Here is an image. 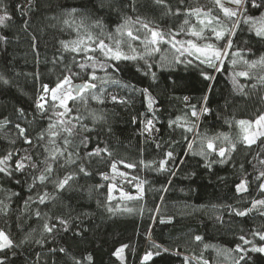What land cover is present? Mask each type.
<instances>
[{
	"label": "trees",
	"instance_id": "1",
	"mask_svg": "<svg viewBox=\"0 0 264 264\" xmlns=\"http://www.w3.org/2000/svg\"><path fill=\"white\" fill-rule=\"evenodd\" d=\"M17 5L24 6L26 14ZM195 8L211 9V15L219 16L226 29L234 23L224 17L214 0H31L30 4L29 0H0V9L11 17L0 25V36L6 37L0 40V157L15 153L8 161L13 174L0 173V230L18 245L0 253L7 256V264H73V257L87 255L94 264H142L145 253L157 251L159 255L153 254L143 264H185L186 259L188 264H203L204 260L233 264L240 255L234 251L238 244L247 249L264 245L259 236L252 235L264 231V216L260 215L264 207L257 206L243 217L235 214L251 208L253 200L264 199L259 188L264 178L257 180L264 171L260 163L264 137L247 146L243 140L246 126L238 123L254 122L264 115V64L250 66L264 56V39L255 35L264 28V7L248 4L247 15L254 19L244 22L239 18L230 48L226 47L228 33L216 40L210 31L217 26L215 20L204 28L200 24L204 16L186 11ZM126 21L122 32L117 31ZM145 23L169 41L149 45L159 50L147 54L142 41L151 34L143 27ZM182 27L184 31H180ZM201 28L203 38L191 35L190 29ZM128 31L140 40L130 41ZM177 32L173 40L172 34ZM80 38L79 51H72ZM101 40L111 47H117L119 41L122 58L105 56L98 48L90 51ZM188 40L222 50L220 61L214 60L209 67L201 62L205 57L197 59L195 52L181 55L177 49L188 47ZM69 69L78 73L72 82L85 83L94 73L97 79L90 82L97 87L85 90L82 98L69 100L66 106L71 111L58 116L64 108L43 86L54 88ZM241 72L248 75H238ZM39 94H43L44 112L36 106ZM193 106L197 116L192 115ZM61 120L76 124L77 134L60 131ZM17 124L27 129L32 144L24 143ZM49 124L56 126V137L51 136ZM81 124L87 131H80ZM84 136L89 138L86 147L81 143ZM224 137L236 147L220 157V147L231 148ZM65 138L70 146L65 145ZM213 138L217 151L209 152L207 141ZM46 146L68 148L57 161L49 160L52 180L72 175L64 189L36 179L49 155ZM98 148L107 151L88 155ZM167 152L173 156L166 157ZM69 153H74L71 159L75 163L67 162ZM26 154L33 157L38 169L15 171V161ZM161 159L166 160V171L158 170ZM125 164L136 166L127 168ZM81 166L87 175L80 172ZM242 180L248 191L237 193L236 185ZM111 183H119L125 194L139 198L127 200L117 195L109 199ZM137 184L143 188L142 196ZM45 192L49 198L41 204L38 197ZM58 218L67 221V230ZM45 223L56 227L47 233ZM29 233L30 239L20 244ZM241 235L252 243L244 245ZM196 236L202 240L196 241ZM123 245L128 247L121 259L113 253ZM60 248L66 252H59ZM242 264H264V253L248 251Z\"/></svg>",
	"mask_w": 264,
	"mask_h": 264
},
{
	"label": "snow or ice",
	"instance_id": "2",
	"mask_svg": "<svg viewBox=\"0 0 264 264\" xmlns=\"http://www.w3.org/2000/svg\"><path fill=\"white\" fill-rule=\"evenodd\" d=\"M157 2L159 3L160 0H157ZM230 3H232L233 5H235L234 9H230L227 7H224L223 4L221 3V0H214L215 5L223 12L224 17L230 20H234V23L232 24L231 28H224L221 21H220V17L219 16H213L211 15L212 10L209 9L208 11H203L200 8H195V9H188L186 11H188L189 13H194L197 16H204V17H210V19H208L207 24L205 23V21L203 19L200 20V24L204 25V28H208L209 25L212 24V21L215 20L217 22V26L216 27H211L210 31L214 34L216 40H221L223 38H225L226 33H228V38H227V46L228 48L232 47L233 45V40H232V36H234L236 34V28L239 26L240 23V17L244 18V22H248L253 20L254 18L251 16L247 15V11H248V4H251V7L253 8H261L264 7V0H229ZM31 3V0H29V4ZM17 8L21 10L22 14H26L24 13V6L22 5H17ZM3 11V14L0 15V25H3L5 23V21L7 19H11L10 15L7 13L6 9H0ZM75 11V10H73ZM177 14H179V9L177 10ZM261 17L264 18V13H261ZM27 23V22H25ZM184 24L187 25L188 24V20L184 21ZM127 25V21L125 22V25H121L117 31H121L125 28V26ZM143 27L145 29H148V31L151 34V38L150 39H145L142 41V43H144L145 45V51L146 54L150 53L151 51H158V48H149V45H157L159 42H169L165 39V35L161 32H158L156 30L150 29L148 24H143ZM204 28H201L200 31H194L191 30V35L197 37V38H203V32H204ZM180 31H184L183 27L181 28ZM179 35V33H173L172 34V39H175V36ZM255 35L260 38V39H264V28H260L257 29L255 31ZM127 36L130 38V41H135V40H140V37L138 35H135L132 31H128L127 32ZM89 39H91V36H89ZM0 40H6V37L4 36H0ZM119 41H117V50L113 51V49L108 48L107 45L104 44V41H100L99 44L97 45V47L104 52L105 56H109L111 55L112 58L114 59H121L122 58V54L119 51ZM183 45V41L180 42ZM187 45L188 47H184L183 51H181V49H177V51L181 52V55H184L185 52H187V54L189 56L193 55V53H198L199 55H197V59L200 58V56L205 57L204 60H202V63H207L209 67H213L214 66V60L216 61H220L221 58V54H222V50L220 49H214L213 46L211 44L206 45L205 47H200L198 46L196 43H194L192 40H188L187 41ZM65 48L68 47L67 44L64 45ZM173 47H175V44H173ZM105 49H107V51H105ZM72 51L77 52L79 51V49L77 47L72 48ZM85 51H88V49H85ZM92 51H94V49H92ZM226 54V53H225ZM233 55H236V53H233ZM88 60H94V57L92 56H87L86 57ZM124 59H136L135 56L129 57V56H123ZM143 58V57H142ZM177 62H179V60L177 59ZM222 63V61H221ZM247 63V61H246ZM260 63V64H264V56H262L260 58V60L258 61H253L252 64L250 66H255V64ZM81 69L85 68L84 64H79L78 65ZM100 67H104L103 64L99 65ZM93 68L97 67L96 64L92 65ZM114 70H118V69H114ZM217 71H219L220 69L217 68ZM78 73H74L71 72V69H69V74L65 75L63 80L60 81L55 88L49 89L48 85H44L43 89L44 92L47 93L49 91H51V98L52 100L55 102L57 100H59V106L64 108V112H60L57 113L58 116H65L68 112L71 111V109H69L66 106V102L68 100H74L77 97H81V94L85 92V90L87 89H92V88H96L97 85L94 83H90V82H85L83 84H79V85H74L72 80L74 76H77ZM238 75L240 76H246L248 75L246 72H241ZM153 76L155 77V73H153ZM210 78V77H205ZM3 77H0V80H2ZM97 77L95 76L94 73H91L89 75V81H93L96 80ZM264 79V78H262ZM5 84L8 83L7 80L3 81ZM65 86H67V90L65 89ZM58 90H64L61 92V95L58 96L57 95V91ZM145 94L148 93V89H143L142 90ZM82 98V97H81ZM93 98L95 99L96 97L93 96ZM146 98L147 95H146ZM112 99L115 101L117 100V97L113 96ZM187 99V98H185ZM43 100V97H40V99L37 102V108L39 110H41V112L45 111V107H44V103H41L40 101ZM123 102V101H121ZM55 107V105H53ZM22 111V110H20ZM203 112H208V109L205 107L203 108ZM192 115L193 116H197L198 113L195 110V106H193V111H192ZM78 122L80 120V117H76L75 118ZM134 122H135V118H134ZM238 123L241 126H246L245 127V132L248 133L243 137L244 142L246 143L247 146H251L253 144L256 143L257 139L260 137H264V115H260L254 122H250V121H245V120H241L238 121ZM255 124L257 127V131L255 132H249V129H251L252 124ZM60 124L63 125V127L60 129V131L65 132L68 134V136H73L77 134V125L76 124H72L71 121H65V120H61ZM147 125H148V131H151V126H152V120L149 119L147 121ZM56 126L53 124H49V131L51 133L52 137H56L58 135V132L53 131V129ZM16 128L18 129L19 132V136L22 137L24 139V143L25 144H32L33 141L32 139L27 135V129L24 127H21L19 124L16 125ZM190 130V129H189ZM80 131H87V126L81 124L80 125ZM40 140L44 139V136L41 135L39 137ZM88 137L84 136L81 140V143L84 144V146H87V141H88ZM213 139H210L207 141V149L209 150V152L212 151H217V149L215 148ZM225 140H228L229 144H231V148L230 149H226L224 147H220L217 151V154L220 157H225L226 153H229L232 150H235L236 145L234 143H232L228 137H224ZM14 143V141H13ZM65 145L70 146L71 141L68 140L67 138H65L64 140ZM159 147V145H157ZM68 148L65 147L63 150L59 149V148H49V147H45V152H47L49 155L42 161L43 164H45V167L41 170L40 174L36 177L37 180H39L41 183H44L45 181L48 182H52L54 184V186L56 187L57 190H61L64 189L66 185H68L69 181L73 178L72 175H66L63 179H60L58 181L52 180L51 178V174L53 172V167L52 164L49 163V160H53V161H57L60 157L63 156L64 152H67ZM101 151H107L106 149H96L94 152L88 153L89 156L92 155H98ZM15 155V153L13 152H9L7 155L0 157V173H3L5 175L11 176L13 174V171L10 170V166H8V161L12 160L13 156ZM72 155H74V153H69V156L67 157V162L69 163H75V160H72L71 157ZM173 156L172 152H167L166 153V157L171 158ZM25 161H27L28 163L26 164ZM221 163L225 162L224 160L220 161ZM123 163V162H122ZM141 164H144L145 161L141 160L140 161ZM261 164H264V160L260 161ZM166 165V160L161 159L159 161V166H158V170L160 171H166L167 169L165 168ZM135 164H125V167L127 168H132L135 167ZM27 167H31L32 169H38V164L36 162L33 161V157L31 155H24L22 157H20V159H17L15 161V171L17 172H22L24 169H26ZM113 171L116 170V165L115 163H113L112 165ZM80 172L84 173L85 175H87L88 173L86 172L85 168L83 166L80 167ZM174 174V173H173ZM121 175H124V173H121ZM107 178V177H105ZM261 178H264V171H261L259 173V176L257 177V180H260ZM137 187L140 189V196L143 195V188L141 185H137ZM260 191L264 192V183H261L259 185ZM112 191V186H109V192L111 193ZM236 191L237 193H243L248 191L247 187H246V182L245 181H241L237 186H236ZM122 198L127 199V200H132V199H137L139 197H133L131 195H127L125 193H121ZM48 193H44L39 195L38 199H39V203L44 204L46 199H48ZM109 199H112L111 195L109 196ZM29 200H31V197H29ZM257 206H262L264 207V199H256L253 200L251 202V208L245 209L243 211H236L235 214L237 216H246L249 212H251L253 209H256ZM109 212H113L112 208L108 209ZM125 211L131 212L132 209L130 208H126ZM36 215L39 217L40 213L37 212ZM260 215L264 216V211L260 212ZM58 223L60 225H64L65 226V230H67V221H65L62 218H58ZM56 227L55 224L53 225H49L48 223H45L43 225L44 231L47 233H51L53 231V229ZM252 235H256L259 236V239L261 241H264V231H255L252 233ZM31 234L29 233L28 235H26L24 237L23 240L20 241V244H24L26 241H28L30 239ZM239 239L241 241H243L244 245H248L251 244L252 242L247 240L246 237L244 235H241L239 237ZM196 241H201L202 237L200 236H196L195 237ZM36 243H42V241L37 240ZM18 245H16L14 243V241L9 237V235H7L3 230H0V253H5L6 251H10L11 249H13L14 247H17ZM128 247L127 245H123L120 248L116 249V252L113 253V255H116L118 257H120L122 259L121 254L124 251V248ZM159 248V246H154ZM53 252H55L56 250L53 249L51 250ZM164 251H167V249H164ZM236 253H240L239 258L233 261V264H242L243 261H245L246 259V253L248 251H252V252H259V253H264V245L261 246H256L253 245L250 249L244 248L241 245H237L235 250ZM59 252L61 253H65L66 250L64 248H60ZM153 254L155 255H159L160 252L157 251L156 253H152V252H147L145 253V255L142 257V264L144 261H148L151 259V257L153 256ZM38 256L40 255L39 253L37 254ZM7 256H0V264H7ZM85 262H88V264H94L93 262V258L91 255H87L85 257L82 258H75L73 257V264H85ZM185 264H188L187 259L185 260ZM203 264H208L207 260L203 261Z\"/></svg>",
	"mask_w": 264,
	"mask_h": 264
},
{
	"label": "rangeland",
	"instance_id": "3",
	"mask_svg": "<svg viewBox=\"0 0 264 264\" xmlns=\"http://www.w3.org/2000/svg\"><path fill=\"white\" fill-rule=\"evenodd\" d=\"M221 3L223 4V6L224 7H227V8H230V9H234V7H235V5H233L232 3H230L229 2V0H221ZM202 19L205 21V23L207 24V22H208V19H210V17H202ZM82 39L80 38L79 40H78V42L77 43H75L74 44V46L75 47H77L78 45H80V44H82ZM105 45H107V44H105ZM107 47L108 48H111V49H113V51H116L117 50V47H111V46H108L107 45ZM96 48H98L97 47V45H95L94 47H91V50L90 51H92V49H96ZM99 49V48H98ZM100 50V49H99ZM101 51V50H100ZM105 51H107V49H105ZM102 52V51H101ZM103 54H104V52H102ZM198 54V53H197ZM86 82H90V81H86ZM91 83V82H90ZM56 87V86H55ZM54 87V88H55ZM64 90H67V86H65V89ZM64 90H58L57 91V95L58 96H60L61 95V92L62 91H64ZM48 96L51 98V91H49L48 92ZM69 101V100H68ZM68 101L66 102V104L68 103ZM57 103L59 104V100H57ZM255 121V120H254ZM254 127H253V129L251 130V131H249V132H255V131H257V127H256V125L254 124L253 125ZM248 134V133H247ZM241 182V181H240ZM239 182V183H240ZM238 183V184H239ZM262 183H264V181L262 182ZM237 184V185H238ZM137 185H139V184H137ZM137 185H136V189H137V192H139L140 191V189L137 187ZM236 185V186H237ZM110 186H112V191H111V193L109 192V194L111 195V196H117V195H121V193L123 192L124 193V191L122 190V188L119 186V183H117V185H114L113 183H111V185Z\"/></svg>",
	"mask_w": 264,
	"mask_h": 264
},
{
	"label": "water",
	"instance_id": "4",
	"mask_svg": "<svg viewBox=\"0 0 264 264\" xmlns=\"http://www.w3.org/2000/svg\"><path fill=\"white\" fill-rule=\"evenodd\" d=\"M83 83H84V81H82V80L81 81L73 82L74 85H79V84H83Z\"/></svg>",
	"mask_w": 264,
	"mask_h": 264
},
{
	"label": "built area",
	"instance_id": "5",
	"mask_svg": "<svg viewBox=\"0 0 264 264\" xmlns=\"http://www.w3.org/2000/svg\"><path fill=\"white\" fill-rule=\"evenodd\" d=\"M40 97H43V94H39V95L37 96L36 103L38 102V100L40 99ZM40 102L42 103V100H41Z\"/></svg>",
	"mask_w": 264,
	"mask_h": 264
}]
</instances>
